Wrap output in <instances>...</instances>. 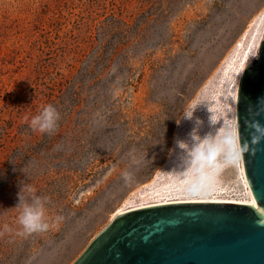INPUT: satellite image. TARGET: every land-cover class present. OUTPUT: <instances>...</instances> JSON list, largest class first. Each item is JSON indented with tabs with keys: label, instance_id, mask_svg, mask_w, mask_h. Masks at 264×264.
Returning <instances> with one entry per match:
<instances>
[{
	"label": "rangeland",
	"instance_id": "obj_1",
	"mask_svg": "<svg viewBox=\"0 0 264 264\" xmlns=\"http://www.w3.org/2000/svg\"><path fill=\"white\" fill-rule=\"evenodd\" d=\"M263 28L264 0H0V264H73L140 203L243 194L234 96ZM19 191L47 231L22 234Z\"/></svg>",
	"mask_w": 264,
	"mask_h": 264
},
{
	"label": "water",
	"instance_id": "obj_2",
	"mask_svg": "<svg viewBox=\"0 0 264 264\" xmlns=\"http://www.w3.org/2000/svg\"><path fill=\"white\" fill-rule=\"evenodd\" d=\"M234 120L250 204L192 200L120 212L73 264H264V28L237 81Z\"/></svg>",
	"mask_w": 264,
	"mask_h": 264
},
{
	"label": "clouds",
	"instance_id": "obj_3",
	"mask_svg": "<svg viewBox=\"0 0 264 264\" xmlns=\"http://www.w3.org/2000/svg\"><path fill=\"white\" fill-rule=\"evenodd\" d=\"M60 119L59 113L51 106H44L39 115H36L31 120V128L33 131H39L40 133H47L49 135L54 134L58 129V121ZM259 131V129H257ZM264 136V133H261ZM259 136H254L252 140L253 147H251L250 151L252 154H255L257 151L255 144L259 140ZM244 151H249V146L247 143L243 146ZM217 146L209 143V146L206 147L202 156L204 159L212 160L214 159V155L217 153ZM231 151L233 153L232 162H235L236 159L239 158L240 149L232 147ZM200 158V156H198ZM21 191V189H20ZM20 191L18 193V204L16 207H21L22 211L19 215L18 222L23 229L22 234H31V233H41L45 232L49 229L50 225L45 220V210L43 208V204L41 203L40 197L31 198V202H21ZM29 192L34 193L35 189H28ZM44 202H47V198H43ZM62 216L55 217V222L62 221ZM54 226V225H53Z\"/></svg>",
	"mask_w": 264,
	"mask_h": 264
},
{
	"label": "bare ground",
	"instance_id": "obj_4",
	"mask_svg": "<svg viewBox=\"0 0 264 264\" xmlns=\"http://www.w3.org/2000/svg\"><path fill=\"white\" fill-rule=\"evenodd\" d=\"M256 58V57H255ZM248 61L246 60L245 62H244V64L242 65V68L244 67V65L247 63ZM242 68H241V71H242ZM241 71H240V73H241ZM240 73H239V75H240ZM238 78H239V76H238ZM238 78H237V81H238ZM237 86V85H236ZM234 123H235V120H234ZM235 136H236V131H235ZM236 141H237V139H236ZM237 143V142H236ZM237 148H238V146H237ZM239 171H240V175H241V179H242V182H243V184H244V186L246 187V189H245V192L243 193V194H235V196H237V198H229V197H226V196H224V197H222L221 195H225L226 193H228L227 191H221V192H211L212 194V196L213 197H211V198H209V197H203V196H200V197H198V198H193V199H190V200H187V201H192V200H211V201H231V202H239V203H241V202H246V203H248V204H250V195H249V191H248V188H247V186H246V184H245V181H244V179H243V175H242V170H241V164H240V157H239ZM229 194V193H228ZM202 195V194H201ZM153 200V199H152ZM164 200V202H160V201H163ZM161 199V200H153V201H150V202H146V203H140L139 205H140V207H143V205H145V204H149V203H156L157 204V202H159V203H167V202H177V201H182L181 199H176V198H166V197H164V199ZM186 201V200H185ZM128 204V203H127ZM153 205V204H152Z\"/></svg>",
	"mask_w": 264,
	"mask_h": 264
}]
</instances>
